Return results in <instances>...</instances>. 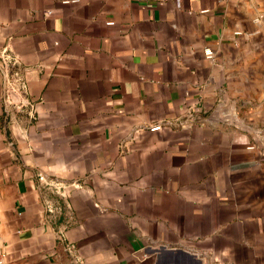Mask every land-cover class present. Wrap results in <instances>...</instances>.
Segmentation results:
<instances>
[{
    "label": "crops",
    "instance_id": "0c3cea01",
    "mask_svg": "<svg viewBox=\"0 0 264 264\" xmlns=\"http://www.w3.org/2000/svg\"><path fill=\"white\" fill-rule=\"evenodd\" d=\"M0 264H264V0H0Z\"/></svg>",
    "mask_w": 264,
    "mask_h": 264
},
{
    "label": "built area",
    "instance_id": "2783aa9c",
    "mask_svg": "<svg viewBox=\"0 0 264 264\" xmlns=\"http://www.w3.org/2000/svg\"><path fill=\"white\" fill-rule=\"evenodd\" d=\"M210 54H211V52H208V55H210ZM160 127H161V125H155V126L151 127V129L152 130H158V129H160ZM43 177H44L43 175L40 176V178H43Z\"/></svg>",
    "mask_w": 264,
    "mask_h": 264
}]
</instances>
